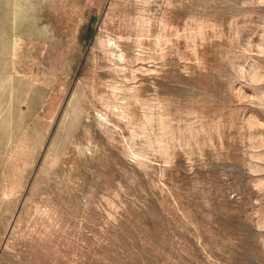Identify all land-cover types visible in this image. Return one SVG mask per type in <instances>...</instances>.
Segmentation results:
<instances>
[{"label": "rangeland", "instance_id": "1", "mask_svg": "<svg viewBox=\"0 0 264 264\" xmlns=\"http://www.w3.org/2000/svg\"><path fill=\"white\" fill-rule=\"evenodd\" d=\"M0 264H264V0H0Z\"/></svg>", "mask_w": 264, "mask_h": 264}]
</instances>
